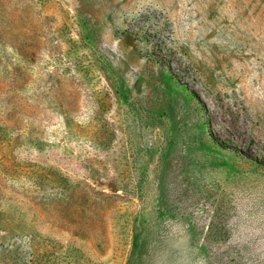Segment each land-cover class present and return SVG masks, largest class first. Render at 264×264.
Wrapping results in <instances>:
<instances>
[{
    "label": "rangeland",
    "instance_id": "rangeland-1",
    "mask_svg": "<svg viewBox=\"0 0 264 264\" xmlns=\"http://www.w3.org/2000/svg\"><path fill=\"white\" fill-rule=\"evenodd\" d=\"M0 264H264V0H0Z\"/></svg>",
    "mask_w": 264,
    "mask_h": 264
},
{
    "label": "bare ground",
    "instance_id": "bare-ground-1",
    "mask_svg": "<svg viewBox=\"0 0 264 264\" xmlns=\"http://www.w3.org/2000/svg\"><path fill=\"white\" fill-rule=\"evenodd\" d=\"M222 103V102H221ZM226 107V106H225ZM227 108V107H226ZM221 109V108H220ZM224 109V108H223ZM219 111V110H218ZM239 111V110H238ZM237 111V112H238ZM220 112V111H219ZM214 113V119H216L221 125H223L224 127H226V128H231V129H234V128H236L237 126H239L240 124H242V120H243V118H242V116H240V115H238V114H236V115H232L231 114V116H229V117H226L225 115H222V114H220V113ZM229 112H230V110H229ZM241 112V111H240ZM242 114V113H241ZM244 117V116H243ZM212 120H213V118H212ZM216 121V122H217ZM246 122V121H245ZM218 123V124H219ZM240 123V124H239ZM215 124V123H214ZM244 124H246V123H244ZM246 126V125H245ZM244 126V127H245ZM239 127H241V126H239ZM221 128V127H220ZM242 128V127H241ZM248 128V127H247ZM228 130V129H227ZM237 130V129H236ZM223 131V130H222ZM234 131V130H233ZM238 131H240V130H238ZM242 131V130H241ZM224 132V131H223ZM231 132V131H230ZM249 132V131H248ZM226 133V132H225ZM240 133H242V132H240ZM246 134V133H245ZM253 134V133H252ZM251 134V135H252ZM230 135V134H229ZM238 136V135H237ZM231 137V136H230ZM251 138V137H250Z\"/></svg>",
    "mask_w": 264,
    "mask_h": 264
}]
</instances>
